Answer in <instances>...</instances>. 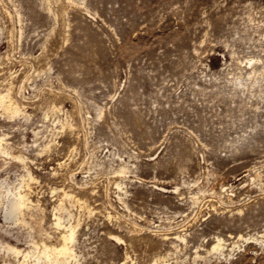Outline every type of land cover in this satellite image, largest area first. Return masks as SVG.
Wrapping results in <instances>:
<instances>
[{
  "label": "rangeland",
  "instance_id": "rangeland-1",
  "mask_svg": "<svg viewBox=\"0 0 264 264\" xmlns=\"http://www.w3.org/2000/svg\"><path fill=\"white\" fill-rule=\"evenodd\" d=\"M263 71L264 0H0V264H264Z\"/></svg>",
  "mask_w": 264,
  "mask_h": 264
},
{
  "label": "bare ground",
  "instance_id": "bare-ground-1",
  "mask_svg": "<svg viewBox=\"0 0 264 264\" xmlns=\"http://www.w3.org/2000/svg\"><path fill=\"white\" fill-rule=\"evenodd\" d=\"M249 72H248V74H249ZM259 72H261V71L259 70ZM263 75H264V71H263ZM256 76H257V73H256ZM260 77H261V75H260ZM12 91H13V89H12ZM10 93H11L10 92V88H8L5 91V93H2V91L0 92V108L5 113H8L10 115H15L18 112H20V110H22L21 109L22 107H20L19 103L16 100L13 99L14 97H12V95H10ZM2 136H0V141H2V139H5ZM3 143H4V140H3ZM18 158L21 159V156H18ZM126 171H127V169L124 166H122V167L120 166V168L118 169V172H121L122 174H125ZM27 176L29 177V179H33L34 178L29 172L27 173ZM27 181H28V179H27ZM119 185H117V186L119 187ZM63 195H64V197L72 198L74 202H77L79 204H83V201L80 198H78L77 196H74V194L72 195V194H69L67 192H64ZM10 197H12V196H10ZM229 198H230V196H229ZM229 201H230V199H229ZM7 204H8V209L10 211H14L15 213L18 212V214L21 213L22 210H24V209L30 210V208L32 209L33 207L36 208V206H38L31 200V198L29 199V197H27V193L26 192H21V191H17L15 193H13V197L9 200V202ZM63 208L64 207L62 206V204L59 203L57 205V207H55L56 211L54 212V218L53 219L55 220L54 221L55 227L58 228V230H59V228H63V230L60 231V233L58 235L59 242L56 245L47 244L45 242H42L41 244L40 243H33L32 249H30L28 251H25V252L21 251L23 249L20 250V249L16 248V245H15V247H12V246L9 247V249L12 250L16 255H21L22 256V260L19 261L20 264H23V263L27 262L29 258H31L30 259V263L31 264H41V263L42 264H78V262L76 260V252L74 251V248H73V244L76 243V242L74 243V240H75V235H76L75 234V228H76L77 224L73 225L72 222L71 223L69 222L68 225H63V220H62V216H61L62 214L59 213V210H61ZM63 212H64V210H63ZM69 216H71V215L69 214ZM68 218H70V217H68ZM70 220H72V219H70ZM111 238L112 239L116 238L117 240H120L119 236L116 237V236L112 235ZM215 240H216V242L211 246L210 250H211V252L213 251L214 253L215 252H221L222 249L225 248V246L223 248V244H222L223 241L219 237L216 238ZM76 241H77V239H76ZM232 248H234V246ZM232 248H231V250H232Z\"/></svg>",
  "mask_w": 264,
  "mask_h": 264
}]
</instances>
